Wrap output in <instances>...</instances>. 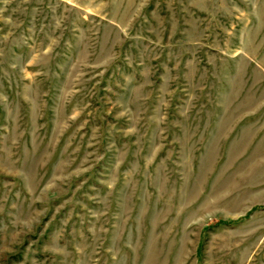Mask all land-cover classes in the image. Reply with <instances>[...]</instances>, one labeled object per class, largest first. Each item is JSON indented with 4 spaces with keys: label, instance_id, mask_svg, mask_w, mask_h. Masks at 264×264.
<instances>
[{
    "label": "rangeland",
    "instance_id": "374dc122",
    "mask_svg": "<svg viewBox=\"0 0 264 264\" xmlns=\"http://www.w3.org/2000/svg\"><path fill=\"white\" fill-rule=\"evenodd\" d=\"M0 264H264V0H0Z\"/></svg>",
    "mask_w": 264,
    "mask_h": 264
}]
</instances>
